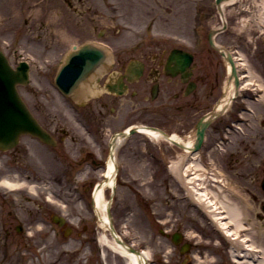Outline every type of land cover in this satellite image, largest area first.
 I'll list each match as a JSON object with an SVG mask.
<instances>
[{
  "label": "rangeland",
  "instance_id": "1",
  "mask_svg": "<svg viewBox=\"0 0 264 264\" xmlns=\"http://www.w3.org/2000/svg\"><path fill=\"white\" fill-rule=\"evenodd\" d=\"M68 1H71L72 5L68 4ZM262 1L238 0L225 4L223 9L228 16L229 27L216 38L231 48L239 47L237 49H240V60L245 61L244 65L241 64V73L251 71L254 83L257 81L264 88V30L257 27ZM194 3V0H87V3L86 0L85 3L78 0H0V45L11 55L12 62L19 57L18 51L21 50V54L29 56L31 60L30 81L26 85H20L18 89L34 114L47 124L49 129L57 126L72 127L77 122V113L67 106L69 99L61 97L53 84V75L59 59L70 45L96 38L104 41L107 39L114 44H128L137 38L153 36L170 38L174 35L187 39L190 37V28L196 12ZM88 5L91 7L84 14L82 10ZM243 16L249 20L247 26L242 24ZM205 21L207 24L202 37H206V32L211 26L219 24V17L214 11H210L209 19ZM235 25L237 30L234 29ZM159 31L167 34H155ZM209 56L212 71L225 73L226 66L222 65L219 54L210 50ZM224 82L225 77L222 78L221 84ZM263 88L253 89L252 95L256 96V99L244 101L250 109L245 113L248 124H241L246 135H241L240 131L231 133L229 138L234 143L227 147L224 157L218 154L219 148L211 150L213 163L210 167L219 169L218 165H222L227 156L231 157L232 162L233 158H240L241 169L225 171L226 185L216 191L232 203L245 199L250 204L245 213L239 214L242 219L239 217L238 237H245L246 242L252 244V248L259 254L264 251V210L261 206L264 203V190L259 185L264 170ZM249 91L247 90L248 93ZM240 102V98H237L231 108ZM125 108L114 117H108L103 111L104 119L108 120L110 127L116 128L125 122L143 123L141 119L129 117L123 120ZM78 111L80 112V109ZM147 118L150 117H145ZM172 129L170 128V131ZM73 130L71 135L77 139L84 136L80 127L75 126ZM215 133L214 129H210L207 134L206 142L210 148L214 143L212 141L218 137H215ZM69 139L68 136V143ZM145 140L150 144L151 152L157 155L168 145L162 138L147 137L143 133L133 134L125 143H122L124 140L121 141L120 163L124 164V170L117 175L111 213L116 231L128 242L148 251L151 263L162 264L164 242L159 231L162 218L168 213L167 216L174 219L183 206H193L189 204L188 197L182 198L185 190L177 175L164 173L160 164L152 166L153 170L148 172L147 165L151 157L144 154L143 149L139 151L138 147L142 148V142H146ZM130 146H134L136 153L140 154L139 161L129 156L132 155L128 149ZM168 147L171 149L169 145ZM236 147H240V150ZM55 149L58 154L46 146L38 147L34 139L23 136L16 148L0 151V181L4 175L15 174L19 181L24 182L15 190L0 183V264H126L123 255L112 249L109 244L99 243V239L86 240L73 233L62 238L54 234L50 224L39 225L40 218H36V215L44 204L49 211H53L54 206L65 215L66 212L80 214L84 209H89L86 201L76 199L70 186L66 185L68 181L73 184L81 182V178L87 175L56 174L47 171L50 161L56 163L62 158L59 148ZM241 150L248 154L241 155ZM69 153L66 160L72 163L74 152ZM253 161L262 162L252 167ZM139 168H146L147 172H124ZM109 192V188H106V198ZM32 215L36 219L28 221ZM188 217L187 221L191 220V223L186 225L188 229L207 230L212 233L215 241H223L219 232L215 231L217 228L212 229V225L207 223V215L202 208L197 210L195 207ZM77 219L75 215L69 223L80 228ZM22 220L32 225L27 228L30 233L26 235H18L14 231V223ZM103 232L104 230L99 228L98 238ZM107 235L109 236V233ZM213 239L209 242L201 241L208 252L202 261H197L205 264H242L239 259L233 257L231 249L222 251V244L218 241L213 243Z\"/></svg>",
  "mask_w": 264,
  "mask_h": 264
},
{
  "label": "flooded vegetation",
  "instance_id": "2",
  "mask_svg": "<svg viewBox=\"0 0 264 264\" xmlns=\"http://www.w3.org/2000/svg\"><path fill=\"white\" fill-rule=\"evenodd\" d=\"M85 2V0H78ZM71 5V1H68ZM86 10H83V13ZM172 47H179L184 51H189L193 55L191 62L180 69L175 61L169 59V52ZM210 52L206 47L190 49L182 45H168L165 42L152 43L147 42L145 44H139L132 48L119 46L115 49L112 59L106 63V69L100 75L94 77L98 86H105V83L117 84V75L123 74L127 65L134 61L142 63V74L139 78L126 82L125 93L119 95L115 92H110L103 89L101 92L91 94L87 102L81 103L76 101V104L84 109L83 120L81 123L82 132L84 136L77 139L76 136L71 135L73 129L58 127L49 129L47 124H42L47 127L51 133L55 136L56 142L53 146H48L53 152L58 154L55 148H59L62 153V158L67 157V153L73 151L76 154L74 163L56 162L53 166L55 171L70 172L72 169L78 173L95 175L105 166V159L110 152V139L109 136L113 132L111 127L107 123L108 120L104 119V112L108 117L116 116V113L125 106L127 107V115L129 117L139 118L146 121V123L160 126L170 131L175 130L183 135H188L193 130L194 119L199 115L200 111L207 109L214 98H216V88L218 87L219 74H212L211 65L208 60L205 61L207 54ZM135 65H138V64ZM189 74V75H188ZM109 77L113 80L109 81ZM95 84V83H93ZM72 99V95L69 96ZM97 102V103H95ZM145 117H150L145 119ZM228 122L223 119H218L214 125V129L226 126ZM108 125V127H107ZM70 137L69 143L66 139ZM67 142V145H65ZM136 147V146H135ZM139 151L143 149L144 154L150 156L148 162L149 173L153 170L152 166H158L161 164V169L166 172V169L170 172L168 164L171 158L176 157L175 149L178 146L172 145L169 149L165 147L164 151H161L159 155L155 152L146 153V149L138 146ZM240 150V147H236ZM129 152L132 153L129 156L133 157L136 161H139L141 156L136 153L134 146L128 147ZM150 150V146L148 148ZM132 150V151H131ZM138 152V151H137ZM103 153V154H102ZM117 157L120 159L119 148L116 151ZM241 155H247L248 152L240 151ZM122 158V155H121ZM230 156L224 160L222 167L224 171L231 169H241L240 158H233V162L230 160ZM262 161L253 162L252 167L259 165ZM249 162H247L248 164ZM245 164V163H243ZM124 164L119 163L118 173L123 172ZM146 168L137 170L124 171L125 173L132 172H147ZM246 169V166H245ZM239 172V171H237ZM264 172V170H263ZM262 174V173H261ZM261 179V178H260ZM255 180V179H254ZM90 184L87 186V191L90 190ZM248 185V184H247ZM261 187V182H260ZM263 190V189H262ZM264 210V203L261 205ZM167 217L163 220L165 223L164 228V245L170 243V254H167L168 250L164 248L163 262L162 264H199L198 261H193L188 256H199L200 260H203L207 255L208 250L204 249L198 243L203 233H200L199 229L193 232L191 236H197L194 240H189L188 231L185 228L189 225L184 222V213L181 212L175 217L179 221L176 223L166 224ZM87 231V226H84ZM177 233L179 243L177 245L172 244V235Z\"/></svg>",
  "mask_w": 264,
  "mask_h": 264
},
{
  "label": "bare ground",
  "instance_id": "3",
  "mask_svg": "<svg viewBox=\"0 0 264 264\" xmlns=\"http://www.w3.org/2000/svg\"><path fill=\"white\" fill-rule=\"evenodd\" d=\"M262 2L263 4L260 11L261 14H259V20L257 24L259 30H264V0ZM225 3L226 2H221L220 4H217L218 13L223 12L224 10L223 5H225ZM252 17L255 18L254 15ZM241 21L243 25L249 24V20L246 17L242 18ZM211 35L212 34H210L209 38L212 39ZM226 56L227 54L225 52L224 58H226ZM229 56L230 57L234 56L237 66L239 67V63H238L239 60L237 59L238 57L234 54H229ZM244 62L243 65L245 64ZM225 64L228 70L230 67H232L228 61H226ZM230 74L231 72L229 73V79L226 84V92L224 97V99H226V103L228 102L230 94L234 92L233 87L235 85V83H233L232 80H230ZM252 78H253V73L251 71H247L246 75L244 76V79L241 80L239 89L245 87H251V85L255 86L258 89L263 88L261 83H258L257 81L254 83ZM137 127L141 133L146 134L149 137H154L155 139L164 138L167 141L170 140L167 137H162L163 135L157 129H153L143 124ZM172 137H176L175 133L173 134V136H171V138ZM124 139L125 138H120L118 140H124ZM193 158H195V160ZM114 165H115V160L113 156L110 155L107 166L108 168L104 173L106 179L104 180L102 187L99 188L97 191H94L93 193L94 204H95L94 206L99 216L98 219L100 224L104 227L107 225V216L105 213V203L107 199L104 195V187L105 186L110 187L115 182V171L113 170ZM186 167L187 169H191V173H190L191 176L190 179L188 180L190 187L187 186L186 188L188 189V191L191 192L192 196L195 197V201L199 205H201L208 213H210L215 219L220 221L221 223L220 225L225 227L227 233H229L230 235H234L236 237L235 240L237 241V244L242 246L243 255L239 262L243 264H264V251L263 250L261 251V253L263 252V254L260 255L259 258L257 259L252 258L251 252H253L252 249H254L252 248V244H248L246 242L245 237H238L239 236L238 227L240 225L239 217L240 219H242V217L240 216L241 213L243 212L245 213L246 207L250 206L247 200L239 199L235 203H232L230 200H226L223 194H221L219 191H216L217 188L220 190L223 188V186L226 185V177L224 176V174L220 170H215L212 168H210L209 171L205 170V168L202 166L201 161L195 155L194 156L191 155L189 161L186 164ZM174 172L178 176L182 175L179 170H176ZM2 183L5 186L14 187L15 185H21L24 182L18 181L15 178L12 179V177L9 176L7 178H4ZM29 186L32 187L33 185H29ZM99 240L102 241V243L109 244V246L112 249L121 253L125 257L126 264H147L145 261H147L148 264H150L148 261L149 253L146 250H143L142 256L139 257L135 253L131 251H127L126 249H124L123 246L109 239L106 233H102V235L99 237ZM249 254L250 257H248Z\"/></svg>",
  "mask_w": 264,
  "mask_h": 264
},
{
  "label": "water",
  "instance_id": "4",
  "mask_svg": "<svg viewBox=\"0 0 264 264\" xmlns=\"http://www.w3.org/2000/svg\"><path fill=\"white\" fill-rule=\"evenodd\" d=\"M102 55L103 52L99 49L87 45L81 46L78 51L72 54L71 60L59 70L55 78L56 83L64 90L75 86L84 74L97 63V61L93 62L96 57ZM27 69L28 66L25 62H21L17 68L13 69L0 50V148L2 149L13 146L19 135L26 132L38 135L45 141L50 140L47 132L35 120L16 90V83L27 82ZM207 124L208 120L204 121L203 118L197 124L196 146L201 142ZM110 227L117 242L128 250L137 252L114 234L111 224Z\"/></svg>",
  "mask_w": 264,
  "mask_h": 264
}]
</instances>
